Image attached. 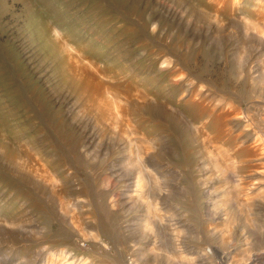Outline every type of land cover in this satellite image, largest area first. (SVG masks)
Segmentation results:
<instances>
[{"label":"rangeland","instance_id":"1","mask_svg":"<svg viewBox=\"0 0 264 264\" xmlns=\"http://www.w3.org/2000/svg\"><path fill=\"white\" fill-rule=\"evenodd\" d=\"M246 24L264 26V0H0V218L7 221L0 227V264H28L36 253L33 264H46L61 251L86 264H175L180 254L190 259L181 264H223L208 247L204 262L194 260L191 246L213 211H201L200 139L176 99L184 88L157 61L164 54L197 87L228 95L230 110L238 111L240 121L229 115V184L217 180L214 194L216 229L229 227L223 257L229 264L240 256L242 262L243 253L264 264V199L255 194L264 189V160L242 151L256 136L264 140V50L250 42L238 53L231 43ZM117 95L146 134L133 143L151 145L149 167L159 179L152 192H163L157 203L152 195L121 196L135 187L127 133L95 106L98 96L105 107ZM173 110L176 125L166 113ZM36 163L58 178L53 189L39 181L40 172L27 173ZM120 172L129 173L126 183ZM151 200L159 217L149 215ZM170 227L180 233L182 252L169 242Z\"/></svg>","mask_w":264,"mask_h":264},{"label":"bare ground","instance_id":"2","mask_svg":"<svg viewBox=\"0 0 264 264\" xmlns=\"http://www.w3.org/2000/svg\"><path fill=\"white\" fill-rule=\"evenodd\" d=\"M254 24H256V23H254ZM241 29L242 30L240 32L242 33V35L235 36V38H236L235 42L233 40L234 38H231L230 37L232 39V41H233L231 43H233V45L234 44L236 45V47H237L236 49H237L238 53H241L243 51V48H246L244 45H246L247 43H250V42H252L251 43L252 46H257V48L259 50H261V49L264 50V26H260L259 27L258 25L246 24ZM55 32H56V30H55ZM207 32H208V30H207ZM243 34H245V35L246 34H250V35L248 36V38L245 39V36ZM208 36H209V34H208ZM237 51H236V53H237ZM223 58H226V54L225 53L223 54ZM157 61L160 64V66H163L169 72V74L176 79V84L179 85L180 88H184L183 89V92H181L177 96L176 99H177V102L178 103L184 104L187 107V109H188V116H189V118L191 120L190 122H191L192 125H194V134H196V136L199 137L200 144H201L200 158L202 160V163H203L202 165L203 166H200L199 170L201 171V173H199V176H198V184H199L198 189H199V197H200V206H201V211L204 214H206L209 209L212 210L213 213L201 225L200 235H199V239L200 240L198 241V243L196 245L191 246L192 247L191 249L195 253L194 260L195 261L204 262L205 259H206V257H208V254H207V252L205 250L206 247H208L213 254H218L219 252L221 253L220 254L221 256H220L219 263L229 264V258L228 259L227 258L223 259L224 254H227L228 253V250H229V227H228V230L226 232H220V231L218 232V230L216 229L217 221L219 220V216L220 215L217 213V210H216V208L218 207L219 203H218V201H216V199L214 200V194L216 193L215 191L218 188V185H217V182L218 181L224 180L225 182H227L229 184V161H230L229 160V115L231 114L233 118H236L237 121H240L239 120L240 117L238 115V111L236 110V108H234L233 110H230L229 107H231L232 105H229L231 99H229V96L228 95H221L220 93H216V92L211 91L209 89H205V88H203V86L202 87H197L196 83L190 77H188L187 75H185V73L181 69V66H178L176 63H174V61L172 60L171 57H169V56H167V55L164 54L160 58H158ZM77 62H78V60H77ZM85 63H87V62H85ZM85 63H83V65ZM91 63H93V62H91ZM89 65H90V63H89ZM79 67H80V65H79ZM94 67L96 68V66H94ZM79 71H81V70H79ZM85 83H84V89L86 90L89 87L90 83H86V84ZM96 87L97 86H95V89H96ZM104 91H106V90H104ZM103 93H105V92H103ZM100 94H102V93H100ZM101 97L102 96H100V97L98 96L95 99L97 101L95 103V106H96V109L98 110V115L100 117H105V118L111 120L112 122L115 121V120H117V122H119L120 123V126H121V129L120 130L123 133H127L126 134L127 136L126 135L125 136L127 137L126 138L127 145H128L127 146L128 147L127 149H128L129 154H130L129 163L133 167V172L135 171L134 172L135 174L133 175V180H132V183L135 186L134 189H132V190L125 189L124 191L120 192V193H123V194H121V196L126 197L127 199H132L135 196V197H137V198H139V199L142 200V199H145V197L148 198L150 195H152V198L155 201V199L159 198L163 192H161V189L159 187L157 188L156 193L155 192H152V186L157 187V184H158L157 182H159L158 181L159 179H158V177L155 174L156 172H154L153 169L149 167L150 166L149 164L151 162H154L155 161L154 160V157L150 154V151H149V148L151 147V145H148V143L145 144V145H139L138 144L141 139H144L145 138L144 136L146 134H144L142 132L140 133V131H139L140 125L139 124H133L132 123V121L130 119V116H129V110H130L129 109V106H127L126 103L121 102L122 100L119 99V96L118 95H117L118 98L116 97V98L110 99V103L106 104L105 107H104L105 102H104V100H102L103 97L102 98ZM112 97H114V94H113ZM127 99L128 98H126L125 100H127ZM119 100H121V101H119ZM135 104L137 105V103H135ZM166 113L171 115V118H172L171 125H176L177 124L176 123L177 122V118H178V116L176 115L177 112L175 110H173V111H166ZM131 115H134V114H131ZM167 118H168V115H167ZM167 120H169V119H167ZM170 127H171V129H174V126H170ZM84 129H85V127H84ZM257 129H259V128H257ZM179 135H181V133L180 134L177 133L176 134V137H175V141H177V142H178V140H177L178 138L181 139V137ZM87 137H89V136H87ZM96 138H98V137H96ZM136 138H138L140 140H138L139 142H137V143L134 144L133 143L134 142L133 140H135ZM149 141H150V138H149L148 142ZM260 141H262V142H260ZM94 143H95V140H94ZM150 143H151V141H150ZM156 147H157V145H156ZM89 148H91V147L89 146ZM247 150L251 151L252 153L258 154L259 159H261L260 160L261 161L260 163H263V160H264V140L261 139L260 136H256L253 139L252 145H250V146H243L242 147V151H247ZM93 151H94V154H95V150H93ZM8 155L10 156V154H8ZM205 156H208V158H209L208 159V162H206V160L204 161V157ZM10 157L12 158V155ZM178 157H179V155H178ZM13 159H14V157H13ZM225 161H227V162H225ZM25 163H27V162H25ZM36 164H38V165L37 166L36 165H33L32 167H29V169L27 170V173L32 174L33 177H34V176H38L37 173L40 172L39 175L41 176V178L43 180H39V181H43V182H46L47 184H50L51 189H53L54 186L57 184V181H58V178L56 177V175L53 173V171H49L46 167L42 168V164H40V163H36ZM205 164H207V165H205ZM205 167H207L208 170H206ZM118 168H119V166H118ZM213 168L214 169H218V172H220L219 175H217V178L216 179L214 178V172L215 171H214ZM119 169H121V168H119ZM207 171H208V173H206ZM259 173H264V171L263 170H259ZM158 174H160V173H158ZM118 179L120 181H124L126 183L129 180V173L128 172H120L119 175H118ZM243 186L241 188H239V190L241 189L242 192H244V190L246 188V187H243ZM226 189L227 190H225V191L227 193V198L224 199V200H225V203H228V201H229V186ZM244 194H247V193H244ZM255 194L258 195V196H260L262 199H264V189L259 190ZM207 197L210 199V204L209 205L206 204V198ZM239 197H241V196H239ZM245 198L247 199L248 196L245 197ZM150 199H151V197H150ZM118 200H120V199H118ZM153 200H151V202H148V205L146 203L148 212L151 213V214H149V213H146V214L159 217V213L157 211V207H156V204H155L157 202L155 201V203L153 204V202H152ZM249 200H251V199H249ZM60 204H61V208L65 212H68L69 211L68 205L66 203H64V201L60 202ZM224 219H225V222L229 226V208H226L225 209V218ZM6 223H7L6 219L0 218V227H4L6 225ZM148 224H149V222H148ZM161 224H163V223H161ZM169 224L172 225V222L169 223ZM18 228L19 229L17 230L18 231L17 233L18 234H21V228L22 227L21 228L18 227ZM26 228H24V229H26ZM170 229L171 230H170V233L168 235L169 242H171V244L177 250H179V252H182V249H179L181 247V245H182L181 243H183L182 242V239H181V236L179 235L180 233L174 227H170ZM78 231H79V229H78ZM75 232H77V231H75ZM17 236H19V235H17ZM150 236H151V241L154 243L156 241V239H157V238H155L156 235H154V233L151 232ZM91 237L93 238L94 241L99 242L101 244L103 243V240L100 239V237L98 236L97 233L91 234ZM146 239L144 241H146ZM215 240H217V242H214ZM157 241H158V239H157ZM184 245H185V243H184ZM153 249H152V251H153ZM261 252H263V251H261ZM38 255L40 256V253H36L34 255V257H32L33 255H31V257L27 261V262H29V261H31V262H29L28 264L35 263L36 258H39ZM191 255H192V253H191ZM244 256L245 255L243 253L244 260H242V262L240 260L242 256H240V257H237L235 260H232L231 264H253L256 261H258L257 255H256V257H251L250 255H247V256H245L246 258ZM184 260L190 261V259H189L188 256L180 254V255L177 256L176 261H175V264H181L180 262H183ZM212 262H213V260H212ZM45 263L46 264H86L84 261L81 262V259H79L77 261L76 260L69 261L68 260V257L62 251L59 252L56 255H53L51 257H47L46 260H45ZM87 263H88V261H87ZM126 264H141V263L138 262V261H135L134 259H129L126 262Z\"/></svg>","mask_w":264,"mask_h":264}]
</instances>
